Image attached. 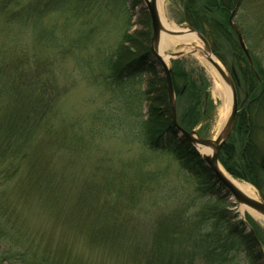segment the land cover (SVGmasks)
Returning a JSON list of instances; mask_svg holds the SVG:
<instances>
[{
  "label": "trees",
  "instance_id": "obj_1",
  "mask_svg": "<svg viewBox=\"0 0 264 264\" xmlns=\"http://www.w3.org/2000/svg\"><path fill=\"white\" fill-rule=\"evenodd\" d=\"M97 1L106 4L123 2L30 0L22 7L23 0H0V264H89L83 258L73 256L70 242L55 244L54 239L49 238L61 231L62 227L67 228L69 233L77 231L75 233L83 236L89 244H97L98 247L110 242L115 246L111 252L118 257L116 264H192L190 257L187 260L180 255L175 256L174 250L163 253L162 246H158L154 252L140 245L132 244L129 248L127 240L130 242V239H126L122 232L98 227L101 223L91 210L84 208L81 197L67 203L69 186L77 179L73 175L78 172V163L83 155L81 147L84 137L78 129L73 132L70 125L68 131L67 122L60 112L52 110L57 101L58 84L41 57L50 43L43 19L56 10L76 15L79 4L91 6ZM255 3L258 4L257 1ZM141 4V0L134 1L135 6ZM251 4H254L252 0H188L185 18L181 22L207 39L213 55L225 67L227 65L220 51L232 47L236 69L252 74L240 51L237 33L250 50L253 67L263 83H259L257 77L252 79L249 92L252 98L237 113L232 134L238 141L240 164L231 162L237 155V147L231 138L220 151L219 163L227 172L260 188L257 179L261 175L257 171H264V154L257 151L254 130L257 122L263 121L264 124V49L260 47L264 36V14L256 12V7L250 10ZM142 14L144 27L149 32L137 38L124 31L104 61L109 91L117 94L125 106L130 96L138 102L147 103L142 126L143 135L150 137L146 149L156 154L171 155L196 181L198 192L203 197L225 202L228 195L223 187L171 125L165 81L148 47L150 22L145 9ZM234 18L236 25L232 27L230 19ZM124 51L129 55L120 62ZM230 68V71H234ZM175 72L170 73L174 93L182 89L183 96H188L190 92L194 94L188 78L176 85L178 72ZM182 73L179 72L178 76H182ZM45 97L48 99L44 100ZM26 115L32 120L27 121L24 118ZM123 123L122 119L110 115L109 122L105 118L103 125L97 128V134L100 137L112 136L120 131ZM178 124L184 130L191 131L188 124ZM79 126L77 124L76 128ZM86 130L91 131L89 128ZM29 141L32 143L27 144ZM155 179L151 173L144 181H152L155 185ZM130 189L137 191L135 186ZM161 198L165 202L172 200L169 191ZM178 206H181L180 212L170 214L168 218L177 232L175 241L182 250H190L192 256L197 257L199 252L210 264H234L237 253H245L247 258L249 255L254 261L252 252L255 249L258 252L256 257L262 254V244L259 245L252 234L246 232L243 222H234L235 217L226 210L214 217L202 218L190 211L193 208L190 203L183 201ZM31 207L46 213L53 226L61 229L55 231L52 226L49 232L32 233L28 225Z\"/></svg>",
  "mask_w": 264,
  "mask_h": 264
},
{
  "label": "rangeland",
  "instance_id": "obj_2",
  "mask_svg": "<svg viewBox=\"0 0 264 264\" xmlns=\"http://www.w3.org/2000/svg\"><path fill=\"white\" fill-rule=\"evenodd\" d=\"M27 1L30 0H23L22 7L26 5ZM122 1L119 4L114 2L106 4L97 1L91 6L79 4L78 11L75 12L76 15L69 11L56 10L43 19V26L49 32L50 43L47 50L42 52L41 57L49 66L58 84L57 101L52 110L60 112L64 121L67 122L68 131L70 125L73 132L78 129L84 137V144L81 147L83 155L78 163V172L73 175L77 179L75 183L73 181L70 184V189L68 188L67 203H72L81 197L84 208L91 210L95 219L101 223L98 227L122 232L126 239H130V242L127 240L129 248L132 244L140 245L154 252L158 246H162L163 253L174 250L176 251L175 256L180 255L187 260L190 257L192 264H210V261L201 257L199 252L195 257L189 254L190 250L184 251L179 247L178 242L175 241L177 232L168 216L178 214L181 207L178 205L183 201L190 203L193 206L190 211L197 213L202 218L214 217L226 210L231 213L232 217H235L234 222L244 220L247 224L250 223L254 228L251 229L255 231L253 232L257 240L262 244L260 256L256 257L257 249L252 252L255 261L248 254L247 258L245 253H237L234 255V264H264V227L258 226L248 213L241 214L239 206L232 203L229 198L225 202H219L203 197L198 192L196 181L189 177L180 163L171 155L148 151L145 145L150 137L143 135L142 128L146 117L147 103L138 102L130 96L127 100L128 105L125 106L124 101L117 94L109 91L103 64L112 48L119 41L121 34L128 31L130 35L134 34V37L140 38L141 35L149 32L144 27L145 18L142 14L144 5L135 6V0ZM255 1L252 0L254 4H251L250 10L256 7V12L264 14V0ZM187 2L188 0H161L159 7L162 17L176 26L194 29L181 22L185 18ZM119 11L122 13L120 14ZM235 21V18L230 19L232 27H235ZM237 34L248 55L244 54L242 48L239 49L252 74H245L238 68L236 69L237 63L232 55L234 49L232 47V49L220 51L227 67L219 60L218 62L229 75L230 67H232L237 76L235 87L239 110L245 104L248 105L252 98L249 95L252 79L257 77L259 83L263 82L253 67L247 44L241 35ZM1 38L2 32H0ZM261 44L260 47L263 50L264 36ZM131 48L137 49L138 47L132 46ZM177 51L184 55L170 59L167 65L172 72H183L182 76L176 74V85H180L188 78L194 91V94L190 92L188 96L182 95V89L175 92L177 122L188 124L190 126L188 130L195 131L201 138H211L218 113L226 105H228L226 117L229 113L228 94L222 92L220 96L214 90V83L207 69L208 65L205 61L202 63L198 59L199 53L192 52L191 45L180 47L175 52ZM128 55L124 51L120 62H123ZM161 77L164 79L163 73H161ZM218 89L222 90L221 87ZM47 99L48 97H45L44 100ZM257 110L255 111L256 116ZM110 115L113 118L122 119L123 126L119 127L120 131L112 136L102 135L103 137H100L97 134V128L103 125L105 118L109 122ZM24 118L27 121L32 120L28 115ZM257 123L256 130H254L257 151L264 154V124L263 121ZM77 124L80 125L79 128H76ZM88 128L92 133L90 130H86ZM235 137L231 133L228 138H231L232 143L237 147L235 151L237 155L231 159V162L239 165L238 141ZM31 143L32 141H29L27 144ZM220 166L233 179L249 184L256 191L258 198L264 201V171H257L261 175L257 179L260 188H257L239 176L227 172L221 163ZM151 173L153 178L157 179H155V185L152 181H144V178ZM133 186L137 187V191L130 189ZM168 191L171 193L172 200L169 199L170 201L165 202L161 197ZM28 225L33 230L32 233L37 234L38 232H49L53 223L46 213L38 212L37 208L31 207L28 213ZM53 228L55 231L61 229V227L55 228V226ZM75 232L77 231L69 233L67 228L65 230V227H62L61 231L54 233V236L49 238H53L55 244L70 242L73 256L83 258L89 264H116L118 257L111 252V250H115L113 248L115 246L110 242L107 241L105 246L98 247L97 244H89L83 236ZM193 244L195 246V243ZM182 248L186 249V246L182 245Z\"/></svg>",
  "mask_w": 264,
  "mask_h": 264
},
{
  "label": "water",
  "instance_id": "obj_3",
  "mask_svg": "<svg viewBox=\"0 0 264 264\" xmlns=\"http://www.w3.org/2000/svg\"><path fill=\"white\" fill-rule=\"evenodd\" d=\"M146 13L148 15L150 26H151V38L149 43V51L152 55L153 59L157 62L158 66L160 67L163 77L166 84L167 90V99L168 105L170 109V122L174 131L177 133L178 137H183L190 146L195 150L197 155L200 157L201 161L203 162L204 166L207 170L212 174L216 182L223 187L227 195L229 196V200L236 204L237 206H243L250 211L258 214L260 217L264 219V201L259 198L258 200L253 199L252 197L247 196L244 194L239 186L231 182L223 173V169L219 163V154L223 147V145L228 140L233 127L235 125L237 111H238V99L236 94V77L235 74L232 72V76H230L227 71L223 68V66L218 62V60L212 54V50L208 41L205 37L200 34L198 31L194 29L189 30L194 33L195 38L197 41L200 42L203 49L197 47H191L192 52L199 53L205 61V63L213 69L218 76L221 78L222 82L225 84L227 88L228 94V101H229V113L221 127L218 131L217 136L213 138H201L199 137L195 131H187L181 128L176 119L175 113V93L172 87L171 82V75H170V67L164 63L158 55V45L160 41L161 34L163 33V27L161 26L159 14L157 11L156 0H141ZM240 47L242 48L244 54L247 56L246 49L240 37H238ZM176 55V54H175ZM184 54L181 52L178 53L176 56L181 57ZM175 57V58H177ZM173 59V58H171ZM209 149L210 154H201L200 150ZM222 169V170H221ZM247 231H249L254 239L257 241V238L252 231V229L246 225ZM259 244V242L257 241Z\"/></svg>",
  "mask_w": 264,
  "mask_h": 264
},
{
  "label": "bare ground",
  "instance_id": "obj_4",
  "mask_svg": "<svg viewBox=\"0 0 264 264\" xmlns=\"http://www.w3.org/2000/svg\"><path fill=\"white\" fill-rule=\"evenodd\" d=\"M160 2H161V0H156L157 11H158V14H159L161 26L163 27V30H164L163 33L161 34L159 45H158V55L161 58V60L164 63L167 64L168 61L171 58L177 57L176 55L180 51H177V52H175V51L177 49L179 50L180 47H187L188 45H191V47L194 46V47L203 49L201 44H200V42L196 40L194 33L191 32L188 27H186V26H176V25H174V24H172L170 22H167L162 17V14H161V11H160V7H159ZM198 59L201 62L204 61V59H203V57L201 55H199ZM207 69H208V71L210 73V76H211V78L213 80L214 90L217 93H219L220 96H221L222 92H227L226 91L227 88H226L225 84L222 82L221 78L218 76V74L213 69H211L209 66H207ZM218 87H221V89L223 91L219 90ZM227 109H228V105L223 107V109H221V111L218 113V117L216 119V123L214 124V126L212 128L213 135H212L211 138L214 139L217 136L218 131L221 129V127H222V125H223V123H224V121L226 119ZM200 153L204 154V155L205 154H210V150L209 149L200 150ZM222 171H223L224 175L231 182H233L234 184L239 186L240 190L244 194H246L247 196L252 197L253 199H256V200L259 199L256 191L249 184H247V183H245L243 181L235 180L232 177H230L224 170H222ZM238 208H239V211H240L241 214L248 213L250 215V217L253 218V221L258 226L264 227V219L262 217H260L258 214L250 211L249 209H247V208H245L243 206H239Z\"/></svg>",
  "mask_w": 264,
  "mask_h": 264
}]
</instances>
